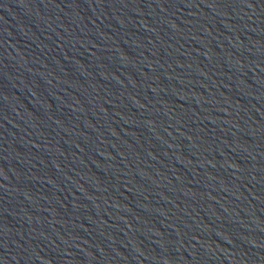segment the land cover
<instances>
[{"label": "water", "instance_id": "1", "mask_svg": "<svg viewBox=\"0 0 264 264\" xmlns=\"http://www.w3.org/2000/svg\"><path fill=\"white\" fill-rule=\"evenodd\" d=\"M57 264H264V0H87Z\"/></svg>", "mask_w": 264, "mask_h": 264}]
</instances>
